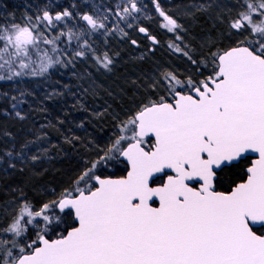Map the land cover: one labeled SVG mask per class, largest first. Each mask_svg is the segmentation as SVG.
I'll use <instances>...</instances> for the list:
<instances>
[{
  "label": "snow or ice",
  "instance_id": "snow-or-ice-1",
  "mask_svg": "<svg viewBox=\"0 0 264 264\" xmlns=\"http://www.w3.org/2000/svg\"><path fill=\"white\" fill-rule=\"evenodd\" d=\"M150 3L152 9L143 0H117L92 4L90 12L79 11L87 4L45 3L23 23L14 18L0 23V81L44 76L89 53L99 68L111 71L119 53L98 55L86 37L98 32L127 37L120 22L133 28L141 18L159 20V28L175 36L168 48L194 69L183 79L172 71L154 78L148 89L155 97L149 94L117 125L120 134L104 155L55 199L36 207L21 193V202L0 226V264H264V0H236L233 7L239 10L229 15L226 31L208 37V56L200 60L180 35L186 32L180 17L169 14L161 0ZM214 6L222 7L216 0L191 4L184 15ZM216 19L225 23L219 14ZM70 21L76 23L69 27ZM57 28L58 34L49 36ZM136 30L159 44L148 27ZM62 38L69 47L73 40L78 44L67 62ZM225 40L229 43L218 46ZM209 64L205 75L201 69ZM11 100L13 109L22 102L16 96ZM15 116L25 118L21 111ZM34 142L19 152L5 150L0 162L7 157V166L14 168L13 158L23 160ZM247 153L257 158L248 162L246 178L218 191L217 181L235 175ZM120 157L128 163L126 176L96 174L98 165ZM73 218L76 224L66 234L49 238L50 230Z\"/></svg>",
  "mask_w": 264,
  "mask_h": 264
},
{
  "label": "rangeland",
  "instance_id": "rangeland-1",
  "mask_svg": "<svg viewBox=\"0 0 264 264\" xmlns=\"http://www.w3.org/2000/svg\"><path fill=\"white\" fill-rule=\"evenodd\" d=\"M116 2L117 0H0V23L10 22L13 18L16 22L23 23L25 15H34L38 7L45 3L54 6L60 4L64 7L74 3L87 4V7H81L79 11L90 12L92 4L114 5ZM204 2L206 0H161L162 6L169 14L180 17V22L186 29V32L180 35L183 36L185 44L195 49L193 58L197 60L207 58L208 37L216 39L221 32L226 31L229 15L234 16L239 10L233 7L236 0H216L222 7L214 6L207 12H195V9L188 8L189 11L195 12V15L193 17L184 15L186 6ZM143 3L152 9L150 0H143ZM228 8H231V13L228 12ZM217 14L223 17L224 24L216 19ZM151 15L155 17L156 13L152 11ZM141 20L142 23L137 22L133 28H127L124 22H120V27L128 33L124 38L119 34L105 37L102 32L86 37L98 55L104 51H108L109 55L119 53L114 57L111 71L99 68L89 53L84 58L74 60L67 67L57 65L49 69L44 76H23L0 81V156L4 155L5 150L19 152L21 145L27 141H35L28 144L23 160L13 158L14 168L7 166V157L0 162V187L4 183L0 190V198L4 199V202L0 199V226L5 224L7 217L17 208L21 202L19 199L21 193L26 188L25 186L23 189L13 188V184L8 183L12 182L13 173L23 172L25 166L39 163L48 166L47 164L51 162L58 163L61 158H67L69 164L76 168L77 173L73 178L56 187L55 179L50 178L47 184L40 185L43 181L42 177H39L35 181L38 186H33V191L29 193H23L36 207L42 202L55 199L56 195L69 187L92 161L104 155L103 149L120 134L117 125L131 115L149 94L155 97L156 94L150 93L148 89L154 78L158 79L164 71H172L183 79L194 71L186 57L168 48V42L174 41L175 36L159 28V20L143 18ZM131 22L129 20V23ZM75 23L70 21L68 26L72 27ZM108 26H113L111 18ZM138 26L148 27L149 32L159 40V44L153 45L144 34H139L136 30ZM60 30V28L53 30L49 36L58 34ZM133 39L137 41L135 46L131 44ZM64 40L66 38H62L60 47L68 52V56L63 57L67 62L72 52L79 49L77 41L73 40L69 47ZM227 43L229 41L225 40L218 46ZM181 47L184 45L181 44ZM210 69L209 64L208 68L201 70L207 75ZM21 92L24 93L22 98ZM5 93L7 95H4ZM12 96L22 99L16 109L11 107L12 103H16L11 100ZM16 111H21L25 118L21 120L16 117ZM4 132L11 133V136ZM12 133L17 136H12ZM66 138L71 140V143H68ZM64 145L69 149V154L64 155ZM62 153L63 156H60ZM34 154L39 155L40 159L32 161L30 157ZM117 161L123 163L120 159L101 163L96 174L113 177L118 172L121 176L122 169L113 167ZM120 163L118 166H122ZM58 178L56 177V180ZM6 183L11 189L6 187ZM5 187L6 190L3 192ZM58 214L62 217L64 215ZM29 228L30 232L34 231L31 226ZM48 235L58 236L59 231L54 234L49 231ZM6 238L11 239V234H6Z\"/></svg>",
  "mask_w": 264,
  "mask_h": 264
},
{
  "label": "trees",
  "instance_id": "trees-1",
  "mask_svg": "<svg viewBox=\"0 0 264 264\" xmlns=\"http://www.w3.org/2000/svg\"><path fill=\"white\" fill-rule=\"evenodd\" d=\"M16 132V131H15ZM7 132H4V134H6ZM12 136H17L15 133H12ZM15 138V137H14ZM148 141H150L148 139ZM70 151L69 149L65 148L64 145V155L65 154H69ZM63 156V153L62 155ZM63 159V160H62ZM67 158H61V161L58 163L55 162H51L49 164H47L48 166H45V164H36L34 166H25V169L23 172H16L13 173V177H12V182H8V183H12L13 184V188H24L23 186H25L26 188H24V192H31L33 191L32 187L33 186H38V184L35 182L39 177H42V184L40 185H44L47 184V181L52 178L55 179V183L54 184L56 187L57 185H62L63 183H66L68 180H70V178H73L75 176L76 172V168L72 167L71 164H69L68 160H66ZM118 162V161H117ZM120 163V161L116 164H113V167H120L122 169V171L125 170V166L123 163H120L122 166H118V164ZM242 163H239V166L235 169L236 174L235 175H229L228 178H226L224 180V185H229L232 184L233 182H235L236 180L239 179L241 173H242ZM119 169V168H118ZM120 169V171H121ZM122 174V173H121ZM119 173L117 172L116 174H114L113 177H119ZM56 177H60L58 178V180H56ZM4 185V183L1 185L0 190L2 188V186ZM6 187L9 185H7V183L5 184ZM6 187L3 189V192L6 190ZM11 189V187H9ZM27 190V191H25ZM1 199V198H0ZM2 202H4V199H1ZM74 222L73 220L69 221L68 223H62L59 224L57 226V228H55V231H51L52 234L57 233L59 231V235L61 233L65 234V229L66 228H70L72 226H74ZM58 236L55 237H49L50 239H54L57 238Z\"/></svg>",
  "mask_w": 264,
  "mask_h": 264
},
{
  "label": "flooded vegetation",
  "instance_id": "flooded-vegetation-1",
  "mask_svg": "<svg viewBox=\"0 0 264 264\" xmlns=\"http://www.w3.org/2000/svg\"><path fill=\"white\" fill-rule=\"evenodd\" d=\"M150 143H152V140H150L149 141V144ZM250 160H252V158H250V157H246V159L245 160H243V161H241L240 163H242L243 165H242V173H241V175H240V177H239V179L238 180H236L235 182H240L243 178H246V167L248 166V162L250 161ZM124 166H125V164H124ZM125 172H126V166H125V170L123 171V174L121 175V176H124V174H125ZM121 176H119V177H121ZM161 179H163L164 178V176H163V174L161 175V176H159ZM155 180V179H154ZM225 180V179H224ZM224 180L223 181H220V180H218L217 181V190L218 191H227V190H230V187L231 186H233V183L232 184H229V185H224ZM160 182V180L158 179L157 181H156V183H159ZM194 186H196V185H194ZM155 206V205H154Z\"/></svg>",
  "mask_w": 264,
  "mask_h": 264
},
{
  "label": "water",
  "instance_id": "water-1",
  "mask_svg": "<svg viewBox=\"0 0 264 264\" xmlns=\"http://www.w3.org/2000/svg\"><path fill=\"white\" fill-rule=\"evenodd\" d=\"M246 155V157H250V158H252V159H256L257 158V156L255 155V154H252V153H247V154H245ZM124 164H125V166H126V172H125V174H124V176H126L127 175V170H128V163H127V160L124 158V157H120L119 158ZM157 176H161L162 174H156ZM110 178H112V179H117V178H119V177H110ZM154 179H156L155 177H154ZM73 222H74V224H76V222H75V220H74V218H73ZM65 234H66V232H65Z\"/></svg>",
  "mask_w": 264,
  "mask_h": 264
}]
</instances>
